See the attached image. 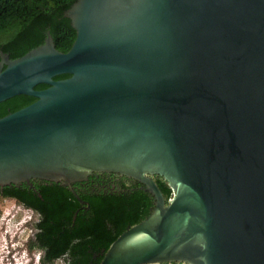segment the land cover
<instances>
[{
    "label": "water",
    "instance_id": "95a60500",
    "mask_svg": "<svg viewBox=\"0 0 264 264\" xmlns=\"http://www.w3.org/2000/svg\"><path fill=\"white\" fill-rule=\"evenodd\" d=\"M64 17L69 50L49 32L0 50V103L34 99L0 118V189L84 204L73 185L93 176L140 184L151 213L88 264H264V0H76Z\"/></svg>",
    "mask_w": 264,
    "mask_h": 264
},
{
    "label": "trees",
    "instance_id": "16d2710c",
    "mask_svg": "<svg viewBox=\"0 0 264 264\" xmlns=\"http://www.w3.org/2000/svg\"><path fill=\"white\" fill-rule=\"evenodd\" d=\"M75 2L0 0V36L14 33L6 39L0 38V50L7 54L43 42L45 32L50 33L56 50H69L71 25L64 12ZM45 88L39 85L35 89ZM33 101L30 97L18 96L0 103V118ZM122 180L125 179L120 180V189L105 193L82 195L75 190L84 204H79L61 184L44 181H32L33 189L24 184L4 187L0 197L13 198L36 212L38 221L31 248L42 250V264H53L60 259L65 264H88L94 255L110 246L128 227L140 223L153 209L152 197L140 189V184L128 180L126 185ZM155 181L165 199L171 198L167 184L159 177Z\"/></svg>",
    "mask_w": 264,
    "mask_h": 264
},
{
    "label": "rangeland",
    "instance_id": "374dc122",
    "mask_svg": "<svg viewBox=\"0 0 264 264\" xmlns=\"http://www.w3.org/2000/svg\"><path fill=\"white\" fill-rule=\"evenodd\" d=\"M13 34V31H10L0 36V38L6 39ZM14 216H16V218H13ZM37 221L38 216L35 213L24 209L11 199L0 197V264H12L7 256L9 253L10 237L13 239L18 235L20 243L22 245L26 244L25 248H31L34 239L33 236L35 234L34 226ZM25 248L21 249V252L26 258L20 257L19 262L13 264H33V260L28 258L30 253H27ZM30 250H33V248ZM33 252L37 255L36 258H38V255L41 253L37 249L33 250ZM53 264H65V260H56Z\"/></svg>",
    "mask_w": 264,
    "mask_h": 264
},
{
    "label": "flooded vegetation",
    "instance_id": "af4514ba",
    "mask_svg": "<svg viewBox=\"0 0 264 264\" xmlns=\"http://www.w3.org/2000/svg\"><path fill=\"white\" fill-rule=\"evenodd\" d=\"M121 179H124V178H113V177H107V176H93L90 178L89 182L77 183L76 189H74V188L73 189H74V191L75 190L79 191V193H81L82 195H86V194L90 195V194L99 193V192L105 193L107 191H113L115 189H117V190L120 189V180ZM128 180L129 179H125V180H122V182L127 183ZM130 181H132V180H130ZM126 185H128V183ZM2 190L3 189H0L1 193H2ZM8 199L13 200L15 203L19 204L24 209L30 210L31 212L36 214V212H34L33 210H31L29 208H25V206H23V204L18 203L17 200H15L13 198H8ZM13 218H16V216H14ZM18 238H19L18 235L15 236L13 239H11V237L9 238L10 244H9V253L7 256H8V258L12 264L19 262L20 257H24V254L21 252V249H24L26 244L22 245L20 243V241L18 240ZM33 238H34V236H33ZM25 249H26L27 253L28 252L30 253L29 254L30 256L28 258L29 259L31 258V260H33V264L34 263L42 264V257H43L42 250L33 247V250L37 249L41 252V253L39 252L40 254L38 255V258H36L37 255L34 254L33 250H30L31 248H25ZM24 258H26V257H24Z\"/></svg>",
    "mask_w": 264,
    "mask_h": 264
},
{
    "label": "clouds",
    "instance_id": "9594fccd",
    "mask_svg": "<svg viewBox=\"0 0 264 264\" xmlns=\"http://www.w3.org/2000/svg\"><path fill=\"white\" fill-rule=\"evenodd\" d=\"M35 264H38V263H35Z\"/></svg>",
    "mask_w": 264,
    "mask_h": 264
}]
</instances>
